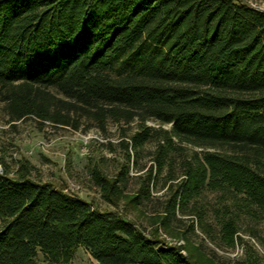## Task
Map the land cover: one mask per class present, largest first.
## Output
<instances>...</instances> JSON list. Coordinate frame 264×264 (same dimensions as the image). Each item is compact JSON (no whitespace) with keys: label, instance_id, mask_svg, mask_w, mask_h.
Masks as SVG:
<instances>
[{"label":"trees","instance_id":"trees-1","mask_svg":"<svg viewBox=\"0 0 264 264\" xmlns=\"http://www.w3.org/2000/svg\"><path fill=\"white\" fill-rule=\"evenodd\" d=\"M0 102L10 122L133 123L116 175L92 171L109 203L124 195L130 159L151 145L130 204L163 174L161 222L220 189L235 209L223 212L228 245L238 216L264 225L263 10L241 0H0ZM30 170L24 161L14 176L0 171V264H37L38 254L58 264L77 246L99 264H193Z\"/></svg>","mask_w":264,"mask_h":264},{"label":"rangeland","instance_id":"rangeland-1","mask_svg":"<svg viewBox=\"0 0 264 264\" xmlns=\"http://www.w3.org/2000/svg\"><path fill=\"white\" fill-rule=\"evenodd\" d=\"M241 1L264 11V0ZM146 123L153 127L158 125L153 120ZM133 126V123L124 125L109 120L100 129L84 118H78L76 127L38 122L32 117L10 122L0 102V171L6 168L9 175L14 176L18 165L26 161L31 166L32 179L49 182L66 193L79 196L99 211H111L146 232H154L165 243L180 247L181 253L193 264H264L263 224L240 215L236 218L239 229L234 244L228 245L223 237L222 221L227 218L223 214L224 207H228L231 214L235 212L233 197L223 190H203L182 208L183 211H176L174 217L162 222L159 215L168 185L165 175L158 176L150 195L140 205L128 202L125 193L131 194L138 187L136 174L149 165L151 145H146L136 158L130 159L124 195L115 203L102 198L92 171L97 169L108 179L116 175L125 164L120 141ZM132 159L136 163H132ZM36 262L44 264L40 254ZM58 264L99 263L82 246H77L70 258Z\"/></svg>","mask_w":264,"mask_h":264}]
</instances>
